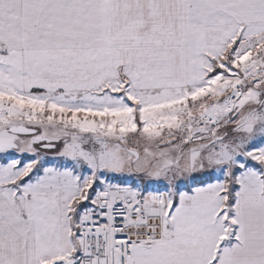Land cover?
<instances>
[{
    "label": "snow or ice",
    "instance_id": "6c2138e0",
    "mask_svg": "<svg viewBox=\"0 0 264 264\" xmlns=\"http://www.w3.org/2000/svg\"><path fill=\"white\" fill-rule=\"evenodd\" d=\"M0 264H264V0H0Z\"/></svg>",
    "mask_w": 264,
    "mask_h": 264
}]
</instances>
